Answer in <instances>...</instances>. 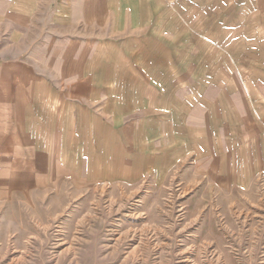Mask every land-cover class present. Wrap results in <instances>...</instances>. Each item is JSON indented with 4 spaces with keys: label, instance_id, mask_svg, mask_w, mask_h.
<instances>
[{
    "label": "rangeland",
    "instance_id": "rangeland-1",
    "mask_svg": "<svg viewBox=\"0 0 264 264\" xmlns=\"http://www.w3.org/2000/svg\"><path fill=\"white\" fill-rule=\"evenodd\" d=\"M123 6L111 22L137 25L101 46L143 79L144 113L110 125L97 98L57 156L78 170L0 187V264H264V0Z\"/></svg>",
    "mask_w": 264,
    "mask_h": 264
},
{
    "label": "crops",
    "instance_id": "crops-1",
    "mask_svg": "<svg viewBox=\"0 0 264 264\" xmlns=\"http://www.w3.org/2000/svg\"><path fill=\"white\" fill-rule=\"evenodd\" d=\"M125 1L130 0H0V187L25 186L23 172L41 181L48 171L78 170L84 161L57 156L64 147L78 146L74 133L81 119L95 120L97 98L123 92L118 107L110 98L104 103L110 125L144 113L143 79L118 46H101L106 35L137 25L111 22L126 11L129 19L134 16ZM244 109L237 108V117ZM131 126L117 130L124 136Z\"/></svg>",
    "mask_w": 264,
    "mask_h": 264
}]
</instances>
